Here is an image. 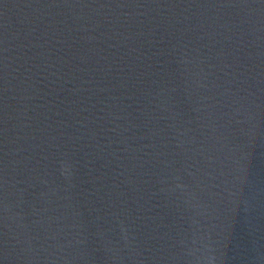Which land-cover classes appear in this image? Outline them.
<instances>
[{"label": "water", "instance_id": "1", "mask_svg": "<svg viewBox=\"0 0 264 264\" xmlns=\"http://www.w3.org/2000/svg\"><path fill=\"white\" fill-rule=\"evenodd\" d=\"M0 264H264V0H0Z\"/></svg>", "mask_w": 264, "mask_h": 264}]
</instances>
